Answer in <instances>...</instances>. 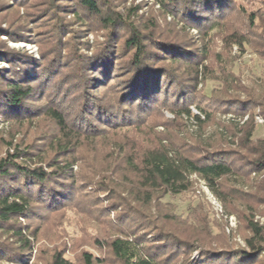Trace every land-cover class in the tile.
<instances>
[{
  "label": "trees",
  "instance_id": "trees-1",
  "mask_svg": "<svg viewBox=\"0 0 264 264\" xmlns=\"http://www.w3.org/2000/svg\"><path fill=\"white\" fill-rule=\"evenodd\" d=\"M156 1L165 16L184 23L179 32L175 23L161 26L153 15L141 14L139 6L122 10L110 0H29V18L34 17L32 21L38 29L50 28L49 33L36 31L37 37L51 48L48 50L41 46L40 40H35L40 60L26 51L11 49L1 38L32 43L25 28L17 32L0 26V60L9 65L8 69H0V117L18 128L48 125L47 132L23 150V144H14L13 137L0 136V153L7 151L6 156L0 155V228L13 229L11 234L19 240L22 252L30 249L31 242L20 229H14L15 220L40 216L73 200L76 184L70 168L78 161L84 141L94 144L103 138V133L116 135L123 129H136L163 110L177 120L186 117L201 129L213 121V112L195 102L198 86L208 81L210 74L206 62L211 50L205 41L212 32L222 33L227 46L237 45L241 51L250 49L264 58V11H249L243 5L235 7L234 0ZM8 6L9 2H1L0 12ZM33 10L36 14L30 13ZM232 14L242 18V29L227 28ZM67 16H72V21L66 20ZM72 22L80 28H71ZM189 29L199 31L201 51L190 40ZM67 30L70 36L66 46L62 35ZM90 35H94L93 44ZM64 50H68L66 54ZM229 75L226 70L221 74L226 85ZM222 93L224 96L216 99L219 92H212L215 104L228 101L232 113L244 116L249 112L237 97L226 94L227 86ZM193 105L201 112L200 116L192 113ZM256 105L264 110L260 100ZM253 130L250 126L242 131L239 146L257 157L253 166L260 169L264 168V143L253 144ZM217 143L172 142L168 146L156 144L146 148L139 154L138 164L131 163L137 182H131L127 191L131 198L127 208L148 220L144 211L153 197L179 196L190 191L192 176H199L226 206L237 203L238 199L226 194L223 187L240 169L235 166L239 160H234L235 154L225 149L222 141ZM117 149L126 157L125 148ZM44 150L53 152L52 158L44 160L41 156ZM132 202L140 207L131 206ZM125 217L120 215L116 224L123 223ZM164 217L175 220L168 214ZM148 225L156 230L152 238L144 233L130 237L120 230L121 236L108 243L119 264H173L175 257L195 246L163 232V226L156 221ZM245 225L251 234L246 239L248 250L221 253L203 249L201 261L192 264H252L264 255V228L249 216ZM28 235L35 237L30 229ZM150 239L154 245L148 244ZM84 259L86 264H93L90 254H85ZM53 264L71 263L56 255Z\"/></svg>",
  "mask_w": 264,
  "mask_h": 264
},
{
  "label": "rangeland",
  "instance_id": "rangeland-1",
  "mask_svg": "<svg viewBox=\"0 0 264 264\" xmlns=\"http://www.w3.org/2000/svg\"><path fill=\"white\" fill-rule=\"evenodd\" d=\"M28 1L16 3L13 0H1L0 3L9 2L10 6L0 12V26L5 30L13 28L17 32H23L25 28L26 33L33 39L32 43L15 42L5 36L1 38L11 49L26 51L36 60H40L39 44L35 40H40L42 47L48 50L51 48L49 44H44L42 38L37 37L36 31L49 33L50 28L38 29L34 17L29 18ZM110 1L122 10L139 6L141 14L153 15L161 26L175 23L174 27L178 32L184 24L179 19L165 16L156 0ZM234 4L235 7L243 5L249 11H264V0H234ZM34 12L35 10L30 13ZM66 20L72 21V16H67ZM228 24V29H242L243 20L237 14H232L228 18ZM71 25L73 29L80 28L76 22ZM188 34L201 51L199 31L189 29ZM69 36L68 30L62 35L66 46ZM98 39L103 40L101 35H98ZM94 40V35H90L91 44ZM205 43L210 45L211 50L210 58L206 62L210 74L208 81L198 86L195 102L213 112V121L201 129L194 121L186 117L177 120L163 110L162 114H154L136 129H123L116 135L103 133V138L97 139L94 144L84 141L78 161L70 168L76 184L73 200L57 210L44 211L40 216L15 220V226L18 227L14 226V229H20L31 242L30 249L24 252L20 250L19 240L11 234L13 229L0 228V264H53L56 255L71 264H86L85 254L91 255L93 264H119L111 255L108 243L121 236V231L130 237L144 233L147 238H152L156 230L154 226L148 225L150 221H156L159 226H163V232L179 236L188 245H195L193 249H186L185 254L175 257L173 264L199 262L202 253H205L203 249L211 248L221 253H225V250H248L246 239L250 238L251 234L246 229V216L264 228V168H254L257 157L244 152L239 145L244 136L242 131L250 126L254 129L253 144L264 143V110L256 105L259 100L264 103V58L250 49L241 51L237 45L227 46L220 32H212ZM67 51L64 50V53ZM3 68L8 69L9 65L0 60V69ZM224 70L231 73L227 85L223 83L225 78L221 76ZM226 86V94L237 97L246 105L245 108L249 111L246 115L229 111L228 101L217 105L215 99H211L213 91L219 92L216 99L224 96L222 92L226 90ZM252 101L255 105L250 104ZM190 109L194 115H201L195 105ZM202 120L205 118L202 117ZM47 128L46 123H41L37 128H18L0 117V136L4 139L13 137L14 144L22 143L21 150L27 144L38 141V136L45 134ZM195 141L203 145H217L218 141H222V146L231 154H235L234 160H239L235 162V166L240 169L235 176L224 182L226 188L223 187V190L237 198L238 202L226 206L199 176H192L190 191L179 196L155 195L152 204L144 211L148 220L132 214L126 206L131 199L127 191L133 182H137V175L131 163L138 164L139 154L150 146H168L172 142L192 144ZM119 146L125 148L126 157L121 156L117 149ZM14 151V148L10 149L11 154ZM6 152L2 151L0 155L6 156ZM53 155L49 150H44L41 154L44 160H49ZM84 161L92 163L87 165ZM130 205L140 207V204L134 202ZM122 214L126 217L118 226L116 221ZM165 214L175 220L164 219ZM29 229L34 232L35 237H29ZM148 244L154 245L153 239H150ZM252 264H264V255Z\"/></svg>",
  "mask_w": 264,
  "mask_h": 264
},
{
  "label": "built area",
  "instance_id": "built-area-1",
  "mask_svg": "<svg viewBox=\"0 0 264 264\" xmlns=\"http://www.w3.org/2000/svg\"><path fill=\"white\" fill-rule=\"evenodd\" d=\"M213 197V196H212ZM214 199V198H213ZM214 201L216 202V200L214 199Z\"/></svg>",
  "mask_w": 264,
  "mask_h": 264
}]
</instances>
